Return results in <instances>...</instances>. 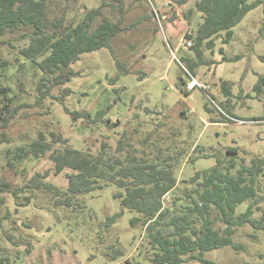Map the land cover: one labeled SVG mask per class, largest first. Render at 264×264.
I'll use <instances>...</instances> for the list:
<instances>
[{
	"label": "rangeland",
	"instance_id": "rangeland-1",
	"mask_svg": "<svg viewBox=\"0 0 264 264\" xmlns=\"http://www.w3.org/2000/svg\"><path fill=\"white\" fill-rule=\"evenodd\" d=\"M52 1L53 14L69 5V16L79 22L87 9L100 6L102 0ZM196 1L179 4L178 0H107L104 14L112 20L122 17L123 25L130 26L113 38L112 45L131 72L119 75L108 47L83 53L71 66L76 74L61 88L66 93L62 103H53L50 114H35L29 122L13 125L7 131L13 135L12 142L1 141L0 133V177L14 188L24 184L16 172L18 169L7 166L6 151L31 142L38 129L54 127L78 149L91 147L96 150L103 138L108 137L109 150L114 153L118 135L124 129L130 130L138 123H147L144 127L147 128L169 117L185 131L189 122L194 123L191 135L210 156L184 164L179 172L182 178L210 169L217 163V158L227 159V149L231 147L238 148L240 163L252 165L253 160L264 159V81L260 90L255 88L264 77V0L233 28L229 42L224 43L219 36L213 49L204 47L201 50L204 62L192 68L190 63L200 57L184 43L191 40L187 33L193 32L203 21L202 13L195 10ZM191 9L194 11L189 13ZM136 21L139 22L132 25ZM5 39L7 36L0 37V41ZM13 44L20 50L29 45V41L19 40ZM0 56L14 62L3 71L12 87L16 88L20 77L27 89L22 98L34 100V82L41 71L29 60L19 64L8 45L0 44ZM190 73L200 83L209 85L208 89L198 86L188 89L181 80L188 82ZM110 78H117L116 82L112 84ZM2 80L5 77L0 75V82ZM223 81L229 83L225 90ZM61 91L58 89L56 93ZM206 104L216 106L218 114L222 107L224 114L233 115L232 120L209 122ZM64 106L92 115L106 109L107 122H121L118 127L109 128L105 122L84 117L74 120ZM181 110H187V120L179 117ZM17 167L26 169L29 177L49 171L48 181L62 188L68 186L70 170L55 174L54 163L48 155L29 158ZM256 187L259 194H264V170L257 176ZM120 191L123 190L113 184L83 194L80 196L83 208H55L44 193H37L29 205L19 207L12 194L0 192V199L4 198L2 212H11L3 229L13 232L21 243L14 246L8 242L7 246L14 248L13 251L24 252L27 248L25 239L32 243L31 253L20 254L21 258L12 264H152L141 247L145 233L143 225L131 223L139 213L123 209L121 198L116 197ZM181 191V185L174 188L167 200ZM24 194L21 193L19 201H24ZM249 204L250 200L239 203L236 214L246 212ZM260 204L262 209L253 214L257 219L263 215L264 199ZM121 211L122 215L112 223L109 218ZM13 219L17 222L13 223ZM13 226L18 229L12 230ZM234 241L242 244L244 249L236 250L230 245L213 249L206 257L218 264H264V230L243 225L236 229Z\"/></svg>",
	"mask_w": 264,
	"mask_h": 264
},
{
	"label": "trees",
	"instance_id": "trees-1",
	"mask_svg": "<svg viewBox=\"0 0 264 264\" xmlns=\"http://www.w3.org/2000/svg\"><path fill=\"white\" fill-rule=\"evenodd\" d=\"M106 1L102 0L100 6L87 9L84 17L75 22V17L69 16V5L61 11L55 10L53 14L52 0H0V37L7 36L0 44L13 49V58L19 64L29 60L41 71L34 82V100L23 99L27 89L22 79L17 78L18 84L14 89L3 72L14 62L0 56V75L5 77L0 82L1 141H13V135L7 132L13 125L29 122L35 114H50L53 103L63 102L66 93L61 88L76 74L71 66L83 53L108 47L119 75L131 72L112 45L113 38L130 26L123 25L122 17L112 20L104 14L103 8L108 5ZM188 1L178 0V3ZM261 3L262 0H197L194 7L202 13L203 21L193 32L187 33V38L193 44L189 48L197 51L200 58L192 61L190 66L195 68V65L204 62L201 50L204 47L213 49L219 36L224 43L229 42L233 37V28ZM189 11L192 13L194 10ZM26 39L29 45L17 50L13 42ZM116 79L110 78L111 83H115ZM263 81L264 77H261L255 86L257 90L261 89ZM228 86L227 81L222 82L224 90ZM58 89L61 91L59 94L56 93ZM186 94L190 92L186 90ZM64 107L74 120L84 117L94 122H105L109 128L118 127L121 122H107L106 109L92 115L91 112L81 114ZM205 109L211 123L232 120L233 115L224 114L222 107L219 114L216 106L206 104ZM146 111L151 112L150 109ZM179 117L187 120V110H181ZM169 118L147 128H144L147 123H138L130 130L124 129L118 135L114 153L109 150L108 137L103 138L96 150L91 147L78 149L54 127L38 129L31 142L6 151L7 166L18 169L16 172L24 184L14 188L4 177H0V192L12 194L19 207L29 205L37 193H44L55 208H83L81 195L115 184L123 190L116 194L121 198L123 209L139 213L131 223L143 225L145 233L141 247L152 264L194 261L218 264L206 257L209 251L230 245L236 250L244 249L242 244L234 241L238 227L250 224L257 230H264V212L260 219L253 217L254 211L262 209L260 203L264 199V194H259L256 187L257 176L264 170V159H257L258 163L253 160L252 165L240 163L237 160L238 148L231 147L227 149V159L217 158V163L210 169L197 171L187 179L182 178L179 172L184 164L195 163L198 157L210 156L191 135L194 123L189 122L185 131ZM47 155L54 163L55 174L70 170L66 188L48 181L49 171L37 172L29 177L26 169L17 167L29 158ZM180 185V194L167 200L168 194ZM21 193H25L24 201H19ZM247 200H250L248 210L236 214L237 205ZM1 204H4V198L0 199V264H12L21 258L20 254L31 253L32 243L25 239L27 248L24 252L13 251L14 248L7 246L8 242L14 246L21 243L13 232L3 229L11 212H2ZM122 212L114 214L110 221L116 222ZM16 222L15 219L13 223ZM16 229L17 226L12 227V230Z\"/></svg>",
	"mask_w": 264,
	"mask_h": 264
},
{
	"label": "built area",
	"instance_id": "built-area-1",
	"mask_svg": "<svg viewBox=\"0 0 264 264\" xmlns=\"http://www.w3.org/2000/svg\"><path fill=\"white\" fill-rule=\"evenodd\" d=\"M193 44H192V40H186L185 43H184V46L186 48H189L191 47ZM187 88L188 89H194L195 87H202L203 89H208V86L209 85H206V84H202L200 83L195 77H193L192 75H190V80L187 82ZM239 122H242V121H239Z\"/></svg>",
	"mask_w": 264,
	"mask_h": 264
}]
</instances>
